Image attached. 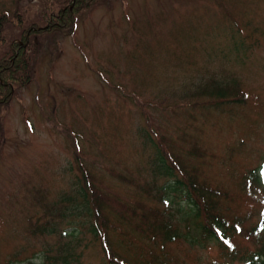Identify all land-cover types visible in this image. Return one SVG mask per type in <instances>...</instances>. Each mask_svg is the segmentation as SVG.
I'll return each mask as SVG.
<instances>
[{
    "label": "rangeland",
    "instance_id": "1",
    "mask_svg": "<svg viewBox=\"0 0 264 264\" xmlns=\"http://www.w3.org/2000/svg\"><path fill=\"white\" fill-rule=\"evenodd\" d=\"M109 3V8L103 5L86 18L81 16L74 35L60 36L61 58L51 66L46 56L37 66L35 80L1 108L0 133L5 140L0 152V264L18 250L27 255L46 241L56 242L51 236L32 238L23 219L35 215L40 206L28 201L26 192L36 185L56 197L70 185L69 176L64 180L59 170L75 161L69 130L81 135L84 158L99 166L95 172L100 182L129 199L137 192L115 179L109 168L122 160L131 166L141 161L139 131L147 127L142 108L157 117L180 155L186 153L182 145L205 149L203 166L212 181L213 177L217 183L226 181L222 177L229 166L245 173L264 161V0ZM43 6L42 0H0V15L7 17L0 20V57L21 39L23 25L33 21ZM138 30L144 40L148 36L144 48ZM41 42L49 43L46 38ZM211 77L237 78L251 95L250 106L208 110L197 98L201 104L197 113H204L196 119L189 115V107L182 103L191 106L196 101L190 95L194 84ZM93 134L95 147L89 140ZM191 161L200 163L196 156ZM259 173L264 176V171ZM228 188L235 216L244 217L247 228L255 226L264 214L260 193L239 184ZM159 189V184L152 185V194H159ZM123 224L118 227L128 230ZM117 234L111 235L120 254H131L133 250L121 245ZM237 240L241 253L255 248L253 240V244L241 236ZM172 246L171 264L212 261L220 252L216 245L192 247L180 241ZM86 247V264H106L98 240Z\"/></svg>",
    "mask_w": 264,
    "mask_h": 264
},
{
    "label": "trees",
    "instance_id": "2",
    "mask_svg": "<svg viewBox=\"0 0 264 264\" xmlns=\"http://www.w3.org/2000/svg\"><path fill=\"white\" fill-rule=\"evenodd\" d=\"M42 4L38 16L23 25L19 33L21 39L0 57V128L1 108L10 103L21 87L35 80L38 64L46 56L51 66L61 58L59 37L74 35L81 16L86 18L98 7L111 6L109 0H42ZM6 18L0 15V20ZM136 25L134 23V27ZM137 32L141 35L140 30ZM44 38L49 41L46 45L41 42ZM145 40L141 35L138 39L140 47L144 48ZM131 59L135 61L136 58ZM194 87L190 95L196 97L193 98L196 101L191 106L182 104L189 107L186 110L195 119L204 113H197V105L222 111L239 104L249 107L252 102L251 95L246 94L242 82L235 77H211ZM141 117L147 125L139 131L143 138L138 148L141 161L131 166L122 160L109 168L115 179L131 186L137 193L129 199L130 196L123 192L105 187L95 172L99 166L84 158L81 135L69 130L75 161H69L59 170L64 180L69 176L70 185L60 190L56 197L50 195L49 189L31 186L33 189L26 192L28 201L35 200L34 204L40 209L23 219L24 224H29L33 239L51 236L57 240L54 244L46 241L43 248L27 255L18 250L12 257L2 260V264H86L84 250L93 240L103 246L106 264H171L175 259L172 244L180 241L192 247H218L221 252L218 258L212 261L199 259L198 264H264V214L255 226H244V217L235 216L230 205L232 196L228 188L238 184L245 190L250 188L260 193L264 203V176L259 173L264 171V161L245 173L236 172L237 168L229 166L222 177L226 181L221 179L217 183V177L212 176L215 179L212 181L207 175L209 170L203 166L208 156L205 149L196 144L182 145L186 153L180 155L175 140L164 134L157 117L143 108ZM94 135L89 140L95 147ZM4 140L0 133V152ZM193 156L200 159L199 164L191 161ZM228 156L226 164L233 155ZM154 184L161 186L159 194H152ZM152 199L155 204L149 203ZM63 222L65 226H62ZM123 223L128 224V230L124 226L123 229L118 227ZM112 232L118 233L121 245L133 250L131 254H120ZM240 236L251 243L253 240L255 248L241 253L237 240Z\"/></svg>",
    "mask_w": 264,
    "mask_h": 264
}]
</instances>
